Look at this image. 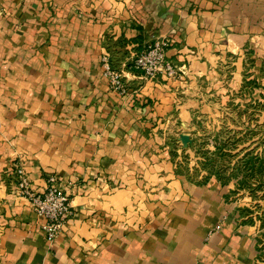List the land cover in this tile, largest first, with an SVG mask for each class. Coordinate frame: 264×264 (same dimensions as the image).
<instances>
[{"label":"crops","instance_id":"obj_1","mask_svg":"<svg viewBox=\"0 0 264 264\" xmlns=\"http://www.w3.org/2000/svg\"><path fill=\"white\" fill-rule=\"evenodd\" d=\"M159 37L174 78L127 66ZM248 49L264 52V0H0V264H252L251 227L213 183L175 180L152 132L190 122L184 81ZM19 164L69 195L52 242L16 194Z\"/></svg>","mask_w":264,"mask_h":264},{"label":"rangeland","instance_id":"obj_2","mask_svg":"<svg viewBox=\"0 0 264 264\" xmlns=\"http://www.w3.org/2000/svg\"><path fill=\"white\" fill-rule=\"evenodd\" d=\"M184 82L198 106L189 123L154 129L157 146L175 180L213 183L222 192L240 223L251 227L252 264H264V52L248 49L239 62L229 55Z\"/></svg>","mask_w":264,"mask_h":264},{"label":"built area","instance_id":"obj_3","mask_svg":"<svg viewBox=\"0 0 264 264\" xmlns=\"http://www.w3.org/2000/svg\"><path fill=\"white\" fill-rule=\"evenodd\" d=\"M169 45L170 40L166 37L154 39L144 50L134 56L130 69L141 71L148 79L175 77L177 71L165 54ZM102 65L110 89L120 95H125L127 85L121 72L112 68L107 53L102 57ZM14 180L17 196L26 199L32 211L42 219L39 227L47 242H52L73 214L68 193L56 185L57 179L54 174L47 175L46 186L42 191L34 190L21 164L14 169Z\"/></svg>","mask_w":264,"mask_h":264},{"label":"trees","instance_id":"obj_4","mask_svg":"<svg viewBox=\"0 0 264 264\" xmlns=\"http://www.w3.org/2000/svg\"><path fill=\"white\" fill-rule=\"evenodd\" d=\"M110 63H111L112 68H115L118 65V63L116 62V60L114 61L113 59H112V61H110ZM131 65H132L131 62L127 64V66L129 68L131 67Z\"/></svg>","mask_w":264,"mask_h":264}]
</instances>
